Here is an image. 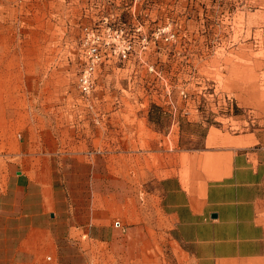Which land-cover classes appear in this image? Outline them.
<instances>
[{
    "label": "rangeland",
    "instance_id": "obj_1",
    "mask_svg": "<svg viewBox=\"0 0 264 264\" xmlns=\"http://www.w3.org/2000/svg\"><path fill=\"white\" fill-rule=\"evenodd\" d=\"M11 5L0 13V187L12 162L35 174L65 153H97L110 168L98 201L132 256L120 261L119 245L100 242L86 264H191L165 223L160 181L191 172L210 128L264 140V0ZM87 24L111 40L89 97L77 84Z\"/></svg>",
    "mask_w": 264,
    "mask_h": 264
},
{
    "label": "crops",
    "instance_id": "obj_2",
    "mask_svg": "<svg viewBox=\"0 0 264 264\" xmlns=\"http://www.w3.org/2000/svg\"><path fill=\"white\" fill-rule=\"evenodd\" d=\"M11 2L0 0L3 16L5 4L9 13L15 11ZM193 161L188 175L171 173L160 181L171 238L191 264H264V140L259 132L210 128ZM31 170L12 162L0 187V264H86L100 242L119 245L112 251L120 261L132 256L130 242L112 223V210L98 201V194L110 188L105 157L65 153L56 168Z\"/></svg>",
    "mask_w": 264,
    "mask_h": 264
},
{
    "label": "built area",
    "instance_id": "obj_3",
    "mask_svg": "<svg viewBox=\"0 0 264 264\" xmlns=\"http://www.w3.org/2000/svg\"><path fill=\"white\" fill-rule=\"evenodd\" d=\"M100 32L101 30L98 26L87 24L83 26L80 36V47L82 48L84 64L78 75L77 84L80 92L87 97L92 96L96 91L100 84L98 73L107 61L110 60L104 48L111 40H109V35L103 38ZM126 33L128 34L129 32ZM125 46L127 48L133 47V42L129 37L126 40ZM123 55L126 57L125 50ZM116 223L119 224L120 221L117 220Z\"/></svg>",
    "mask_w": 264,
    "mask_h": 264
}]
</instances>
